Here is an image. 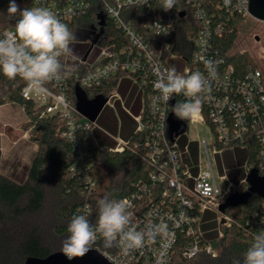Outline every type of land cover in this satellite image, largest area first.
I'll use <instances>...</instances> for the list:
<instances>
[{"label":"built area","instance_id":"2783aa9c","mask_svg":"<svg viewBox=\"0 0 264 264\" xmlns=\"http://www.w3.org/2000/svg\"><path fill=\"white\" fill-rule=\"evenodd\" d=\"M30 1L32 7H46L53 11L71 32L74 20L94 18L75 34L76 40L89 41V46L93 43L86 59L83 55L89 46L81 57L62 58L66 75L49 81L43 94L36 95L26 84L21 90L23 98L34 104L39 119L58 116L64 120L65 126L60 135L73 143L78 160L71 170L81 173L90 187L95 185L89 174L93 152L86 137L88 134L94 137L97 119L90 120L77 109V96L73 99L72 88L76 90L79 87L90 100L98 96L106 97L105 106L119 97L116 90L118 84L108 95L97 93L89 96L88 90L104 85L113 75L122 76L118 83L124 77H131L141 85V90L144 87L147 91L143 110L135 115L138 122L135 131L147 129L152 132V141H147V160L151 171L148 180L139 182L134 191L121 199L128 202L132 225L137 230L144 231L150 225L163 224L167 233L128 254L119 248H111L110 251L96 249L112 264H172L178 231L182 230L192 237V241L181 248L183 257L192 258L202 251L218 256L220 249L203 238L208 230L202 229V223L207 212L214 213V218L218 219L217 235H223L221 225H231L232 220L226 212L221 213L219 207L238 185L230 181L226 174L217 171L213 154L225 147L247 148L252 134L256 133L262 144L261 156L264 159V72L253 69L244 78H237L232 73V67L224 66L214 46V39L223 35L226 24L233 16L253 17L249 0H176V7L170 11H148L145 20L137 25H134V19L129 18L131 12L128 7L152 8L160 0H149V5L143 6L140 0ZM181 12L185 13L182 17L191 15L198 24L191 61L172 48L177 16L181 17ZM108 21L116 26L118 34L114 37L118 39V44L110 42ZM14 29L5 28L1 39L13 33ZM201 58L211 60L215 68L210 78V92L204 96L209 118L202 107L199 117L190 122L183 121L180 132L171 135L168 119L173 113L175 96L168 103L160 101L154 88L155 82L161 74L173 69L178 75L200 71L207 77L208 72ZM189 123L205 126L210 134L209 138L201 137L198 141L200 157L196 174L184 161V152L177 143V138ZM128 144L129 140L116 138V144L110 149L123 151ZM201 151L205 155L203 160ZM247 169L250 171L248 164ZM89 209L87 205L85 213Z\"/></svg>","mask_w":264,"mask_h":264},{"label":"trees","instance_id":"16d2710c","mask_svg":"<svg viewBox=\"0 0 264 264\" xmlns=\"http://www.w3.org/2000/svg\"><path fill=\"white\" fill-rule=\"evenodd\" d=\"M16 3L21 9L32 7L30 0H16ZM8 6L9 0H0V39L2 31L7 27H15L20 18L19 13L14 17L9 16ZM128 10L131 12L129 18L134 19V25H137L145 20L148 11L162 12V0L152 8L131 6ZM246 18L233 16L226 24L223 35L214 39V46L224 66L232 67V73L237 78H244L253 69L264 72L261 59L239 47L238 40ZM90 19L74 20L72 33L77 34ZM107 25L110 28V42L118 44V39L114 37L118 34L114 22L108 21ZM197 26V21L191 15L177 16V31L171 41L172 48L188 61H191ZM120 77L122 76H111L104 85L89 89L88 95H108L117 86ZM24 85L25 82L21 79L10 81L0 72V105L15 102L24 107L37 143L36 152L22 181L0 175V264H24L29 256L45 258L53 252H61L63 241L69 235L68 225L74 215H85L95 225L98 216L97 202L100 199L123 198L134 191L139 182L148 180L151 171L147 160V141H152L150 130L134 131L123 151H114L88 134L86 140L93 152L89 174L95 181V185L90 187L81 173L71 170L78 160L73 143L60 135L65 126L64 120L58 116L39 119L35 114L34 104L22 96ZM142 88V96L146 101L147 91ZM72 96L75 99L74 87ZM178 100L183 101L185 97H175V103ZM202 107L205 116L209 118V109L204 98ZM252 137L247 145V164L250 170L256 168L262 175V144L256 133ZM248 188L249 183L244 182L233 193L245 192ZM87 205L90 209L85 213L84 208ZM226 214L232 221L231 225H221L223 235L219 237L216 232L212 236L203 237L220 249L218 256L213 257L202 251L192 258L183 257L181 248L188 245L192 237L179 230L172 264H243L244 253L252 244L254 236L264 229V224L261 223V218L264 217V197L253 193L245 203L227 208ZM53 215L56 219L52 221ZM49 226L56 238H51L44 232ZM93 248L111 250L103 246L101 239Z\"/></svg>","mask_w":264,"mask_h":264},{"label":"clouds","instance_id":"9594fccd","mask_svg":"<svg viewBox=\"0 0 264 264\" xmlns=\"http://www.w3.org/2000/svg\"><path fill=\"white\" fill-rule=\"evenodd\" d=\"M141 6L149 5V0H140ZM176 7V0H162V9L170 11ZM20 18L15 23L14 32L0 39V72L10 81L17 78L25 82L36 95L43 94L45 85L60 79L64 72L62 58L72 56L71 44L77 37L67 24L46 7H25L21 9L16 0H9L7 14ZM208 72L206 77L200 71L186 76L175 70H167L155 82L158 99L168 103L173 97L178 100L172 112L182 121H193L201 115L204 96L210 92L211 77L215 72L211 60H204ZM129 204L125 200L104 197L97 202L98 216L95 225L85 215H74L68 225L69 235L63 241L61 252L68 260L83 258L97 239L103 241L106 249L119 248L124 254L142 249L146 243L155 241L167 233L163 224L148 226L139 231L132 225ZM264 224V217L261 218ZM243 264H264V229L253 238L244 253Z\"/></svg>","mask_w":264,"mask_h":264},{"label":"rangeland","instance_id":"374dc122","mask_svg":"<svg viewBox=\"0 0 264 264\" xmlns=\"http://www.w3.org/2000/svg\"><path fill=\"white\" fill-rule=\"evenodd\" d=\"M238 43L241 49L247 50L254 54L257 59H261V67L264 69V21L247 17L244 20V27ZM88 46L89 41L74 40L71 44L73 49L71 57H81ZM128 79L137 84L141 103L143 99L141 85L131 77H128ZM120 83H118V86ZM116 99L108 103L97 117L95 131L101 135L117 136L129 127L133 132L138 125L135 115L140 114L142 109L133 112L130 108L125 107L126 114L122 117L114 105ZM209 135L205 126L189 123L177 138L180 148H187L191 153L187 161L190 166L198 168L197 163L200 157L198 155V141L201 137L209 138ZM36 149L37 143L34 140L33 127L30 125L29 117L24 108L15 102L0 105V175L22 181L26 177L28 166ZM204 157V151H201L202 160ZM207 217L209 220H204L202 229L208 230L205 231L206 236H212L216 233V230L218 231V219L214 218V213L209 212ZM55 219L56 216L53 215L52 221ZM51 228L49 226L44 232H47V236L56 238L57 236L53 234Z\"/></svg>","mask_w":264,"mask_h":264},{"label":"water","instance_id":"95a60500","mask_svg":"<svg viewBox=\"0 0 264 264\" xmlns=\"http://www.w3.org/2000/svg\"><path fill=\"white\" fill-rule=\"evenodd\" d=\"M249 9L251 15L260 21H264V0H249ZM184 12L180 13V16H184ZM93 43L90 44L88 49L83 55V59H86L89 51L91 50ZM77 96V109L88 119L96 120L100 112L103 110L107 98L98 96L93 100L86 97L83 90L79 87L76 89ZM170 134L180 132V127L183 124L182 120L176 118L174 113L169 115L168 119ZM247 182L249 188L245 192H235L230 194L223 203H221L219 210L221 213H225L230 206H237L241 203H245L253 193H259L264 197V174H260L256 168H252L247 175ZM24 264H112L102 252L93 248L83 258H76L68 260L62 252H53L45 258H39L35 256H29Z\"/></svg>","mask_w":264,"mask_h":264},{"label":"crops","instance_id":"0c3cea01","mask_svg":"<svg viewBox=\"0 0 264 264\" xmlns=\"http://www.w3.org/2000/svg\"><path fill=\"white\" fill-rule=\"evenodd\" d=\"M121 83L117 86L116 90L119 97H116V102L114 103L117 112L120 116H125V107L130 108L133 112L138 110H143V99L140 103L139 100V89L137 84L124 77L120 81ZM102 112V111H101ZM137 122V121H136ZM186 129V128H185ZM136 130V129H135ZM134 130V131H135ZM95 131V130H94ZM93 131V135L103 144L113 147L116 144V138H121L123 140H129L133 132H131L130 127L125 131H122L117 136L101 135L96 131ZM180 148V144L178 143ZM184 153V161L187 162L191 153L189 150L180 148ZM199 155V154H198ZM215 168L220 174H226L228 179L234 184L239 185L241 182L246 180L247 182V148L242 146L225 147L222 150L213 154ZM189 165V164H188ZM190 166V165H189ZM189 169L192 173L196 174L198 168L190 166ZM239 180V182H237ZM208 213V212H207ZM207 213L204 216V220H209ZM211 213V212H209Z\"/></svg>","mask_w":264,"mask_h":264}]
</instances>
